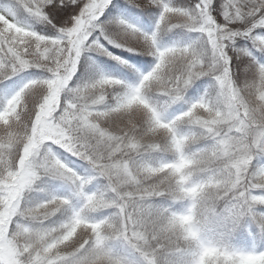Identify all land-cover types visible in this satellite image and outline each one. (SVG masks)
<instances>
[{
	"label": "snow or ice",
	"instance_id": "6c2138e0",
	"mask_svg": "<svg viewBox=\"0 0 264 264\" xmlns=\"http://www.w3.org/2000/svg\"><path fill=\"white\" fill-rule=\"evenodd\" d=\"M0 264H264V0H0Z\"/></svg>",
	"mask_w": 264,
	"mask_h": 264
}]
</instances>
